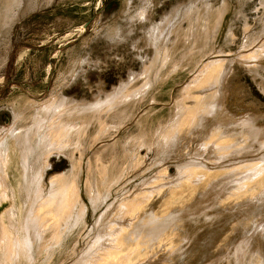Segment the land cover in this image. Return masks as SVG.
Segmentation results:
<instances>
[{
  "label": "rangeland",
  "instance_id": "rangeland-1",
  "mask_svg": "<svg viewBox=\"0 0 264 264\" xmlns=\"http://www.w3.org/2000/svg\"><path fill=\"white\" fill-rule=\"evenodd\" d=\"M0 154L24 264L97 261L134 200L169 208L121 250L166 231L156 264H264V0H0Z\"/></svg>",
  "mask_w": 264,
  "mask_h": 264
},
{
  "label": "bare ground",
  "instance_id": "bare-ground-1",
  "mask_svg": "<svg viewBox=\"0 0 264 264\" xmlns=\"http://www.w3.org/2000/svg\"><path fill=\"white\" fill-rule=\"evenodd\" d=\"M55 180L50 182V188L52 189L54 185ZM245 184V181L241 180L239 182L238 188L243 187ZM191 194V199L194 197V193L190 192L187 196L181 197L179 199H175L174 202L178 201H185L187 197H189ZM244 194H251L249 192H242L240 196ZM141 200H134L133 202H127L125 204L126 207L118 206L114 208V216L120 219L118 221H112L109 229L103 232L105 235L101 241H100V248L101 252L99 253L100 258L92 262L91 264H156L157 258L162 256L164 254L166 256V253L171 250V245H173L176 240H172L168 238L167 233L166 235L162 231L158 233V241L154 242V233H149L148 238L142 239L145 241L144 245H139L138 248L133 247L132 244H127L125 250H121L120 248L122 244L121 237L123 235H128L131 233V224H135V222H132V220L135 217L143 216L146 213H149L150 215H155L154 213H158V215H155L156 217H161L164 212L163 209L169 208L167 207L168 204L164 205V203L159 204L158 206H154L152 203H146V204H140ZM173 202V203H174ZM226 203L231 202V199H228L225 201ZM123 203V202H122ZM121 203V204H122ZM137 205V206H136ZM138 207V208H136ZM122 209V210H120ZM146 212V213H144ZM241 219L247 218L246 216L241 215ZM123 220V221H120ZM23 221V220H22ZM115 223H117V226H113ZM24 224V222H23ZM238 229H243L242 226H239ZM124 241V240H123ZM153 242V243H152ZM225 243H228L229 240H224ZM116 250H119L115 253ZM134 250H138L136 254H134ZM158 264H164V262H158Z\"/></svg>",
  "mask_w": 264,
  "mask_h": 264
},
{
  "label": "crops",
  "instance_id": "crops-1",
  "mask_svg": "<svg viewBox=\"0 0 264 264\" xmlns=\"http://www.w3.org/2000/svg\"><path fill=\"white\" fill-rule=\"evenodd\" d=\"M38 173L36 177L39 182L43 174L42 172ZM25 176L26 171L24 169L17 168L15 164L14 166L10 165L9 159L0 154V264H24L20 260L22 255L16 257V253L11 252L9 243L11 238L15 240L25 235L26 216L20 213L16 204L18 189L23 187L20 179L24 180ZM31 235L35 241V228Z\"/></svg>",
  "mask_w": 264,
  "mask_h": 264
}]
</instances>
